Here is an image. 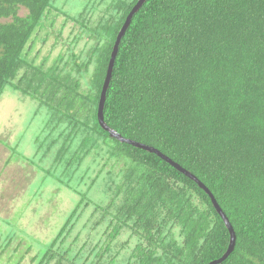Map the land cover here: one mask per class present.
I'll use <instances>...</instances> for the list:
<instances>
[{"label":"trees","instance_id":"1","mask_svg":"<svg viewBox=\"0 0 264 264\" xmlns=\"http://www.w3.org/2000/svg\"><path fill=\"white\" fill-rule=\"evenodd\" d=\"M138 1L91 0L73 14L69 0H0V99L17 92L46 111L34 158L82 196L34 264H209L229 247V229L196 181L99 124L113 46ZM54 14L92 42L45 69L31 52ZM103 113L122 137L209 189L236 235L218 264H264V0H145L121 38ZM103 157L127 168L119 181L102 176L98 202L75 186ZM89 208L98 237L82 240L74 231Z\"/></svg>","mask_w":264,"mask_h":264},{"label":"rangeland","instance_id":"2","mask_svg":"<svg viewBox=\"0 0 264 264\" xmlns=\"http://www.w3.org/2000/svg\"><path fill=\"white\" fill-rule=\"evenodd\" d=\"M90 1L69 0L68 6L64 7L74 14ZM26 13V9L19 12L21 16ZM56 15L45 22L38 45L31 52L33 56L38 54L37 62H44L45 69L56 65L62 55H67L64 58L68 60L71 52L78 53L92 42L90 37L74 31L73 23L56 18ZM75 36L80 38L75 40ZM93 69L92 65L86 72L83 91L88 89L86 81H89ZM45 112L35 100L23 98L17 92L7 90L0 99V249L7 236H12L6 250L0 251V264H34L35 255L52 242L82 198L76 190L57 181L55 174L59 171L51 169L48 159L41 162L34 158L36 138L43 127ZM91 161L90 156L83 167ZM106 162L107 158L103 157L99 165L93 163L85 182L75 186L78 191L86 193L88 199L98 202L106 199L107 195L98 191L102 176L110 172L119 181L121 171L127 168L125 160ZM102 168L100 178L91 186V179ZM67 176H62L63 180ZM91 214L92 208H89L74 231L82 240L98 237ZM115 264H122V261Z\"/></svg>","mask_w":264,"mask_h":264},{"label":"water","instance_id":"3","mask_svg":"<svg viewBox=\"0 0 264 264\" xmlns=\"http://www.w3.org/2000/svg\"><path fill=\"white\" fill-rule=\"evenodd\" d=\"M144 1L145 0H139L138 3L133 7V9L130 11L129 15L127 16V18L125 20V23L123 24L121 30L119 31V33L117 35V39H116V42H115V44L113 46V51L111 53L110 61H109V64H108V69H107L106 77H105V80H104L102 92H101V95H100L98 113H97L98 121H99V124L102 126V128L109 132L111 137H114V138L118 139L121 142H125V143H128V144H131V145H133V146H135L137 148L144 149V150H146V151H148L150 153H155L156 155H158L159 157H161L162 159H164L165 161L170 163L177 170H179L180 172H182L183 174H185L186 176H188L192 180L196 181L198 183V185L207 192V194L211 197V200H212L213 205L215 206L217 212L223 218V220H224V222H225V224H226V226H227V228L229 229V232H230V244H229V247H228L226 253L223 255L222 258L209 263V264H218V263H221L223 260H225L230 255V253L233 251L234 246H235V241H236V235H235V232H234L231 224L228 221V218L226 217V215L224 214L222 209L219 207L216 199L214 198L212 193L209 191V189H207V187H205L193 174H191L187 170L183 169L177 163L173 162L166 155L162 154L159 150H157V149H155L153 147L147 146L145 144L136 142L134 140H130V139H126V138L122 137L115 130L111 129L104 121L103 110H104V104H105V100H106V92H107V89L109 87V84H110V81H111V78H112L113 67H114L115 59H116V56H117V53H118L119 44H120L121 38L124 36L127 28L129 27V25L131 23L133 15L138 11V9L141 7V5L143 4Z\"/></svg>","mask_w":264,"mask_h":264}]
</instances>
